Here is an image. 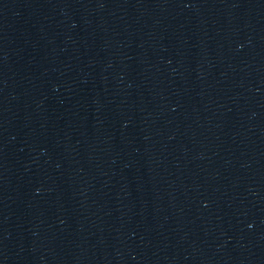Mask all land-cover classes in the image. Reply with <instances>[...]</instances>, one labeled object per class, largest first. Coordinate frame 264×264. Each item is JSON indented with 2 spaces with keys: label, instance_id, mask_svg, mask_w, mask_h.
<instances>
[{
  "label": "water",
  "instance_id": "1",
  "mask_svg": "<svg viewBox=\"0 0 264 264\" xmlns=\"http://www.w3.org/2000/svg\"><path fill=\"white\" fill-rule=\"evenodd\" d=\"M0 264H264V0H0Z\"/></svg>",
  "mask_w": 264,
  "mask_h": 264
}]
</instances>
